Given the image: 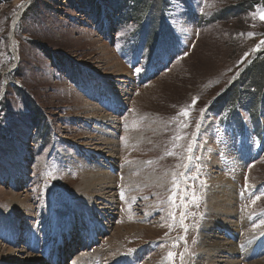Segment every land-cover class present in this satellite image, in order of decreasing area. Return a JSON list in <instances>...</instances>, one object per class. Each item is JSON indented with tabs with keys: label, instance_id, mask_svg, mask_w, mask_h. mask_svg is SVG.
I'll return each instance as SVG.
<instances>
[{
	"label": "rangeland",
	"instance_id": "obj_1",
	"mask_svg": "<svg viewBox=\"0 0 264 264\" xmlns=\"http://www.w3.org/2000/svg\"><path fill=\"white\" fill-rule=\"evenodd\" d=\"M262 12L0 0V264H264Z\"/></svg>",
	"mask_w": 264,
	"mask_h": 264
},
{
	"label": "bare ground",
	"instance_id": "obj_2",
	"mask_svg": "<svg viewBox=\"0 0 264 264\" xmlns=\"http://www.w3.org/2000/svg\"><path fill=\"white\" fill-rule=\"evenodd\" d=\"M96 176V175H95ZM93 177V176H92ZM103 178H107V176L106 175H101V176H97L96 178L94 177V178H92V180H90V181H86V182H88L87 184H88V186H87V184H86V186H87V188H91V187H93L94 185H95V182H99L101 179H103ZM225 183V184H224ZM222 186L221 187H219L220 189H218V190H220L219 191V193L217 194V196H216V199L214 200V202L212 201V205L211 206H209V207H211V209L209 210L210 211V214L209 215H213V216H215V219L217 218V220L219 221V222H221L222 220H223V217H225V216H227V215H229L230 214V216H236V213L234 214V211H232L231 210V206H230V204L232 203V199H234V196L231 194V191H232V184L230 183V181H224V182H222ZM98 185V184H97ZM215 190V189H214ZM233 192V191H232ZM217 193V192H216ZM210 204V203H209ZM222 210H224V213L222 214V216H221V214L219 213V211H222ZM226 214V215H225ZM225 215V216H224ZM211 217V216H210ZM209 222H210V219H209ZM208 222V223H209ZM232 222V220L229 222V223H231ZM233 223H237V222H234L233 221ZM207 226H211V228H213V227H218V226H220V225H217V223L216 224H214V223H209V224H207ZM213 226V227H212ZM223 227V226H222ZM208 228V227H207ZM232 228H234V227H232ZM69 230H67V232H68ZM61 233V232H60ZM60 235V234H59ZM226 235V234H225ZM210 246V245H209ZM214 247L216 246V245H213ZM63 250V249H62ZM217 250H220V251H222L223 252V248H219V249H217ZM228 250V253L229 254H231L230 256H232L233 255V253L229 250V249H227ZM216 252V251H215ZM211 255V253H208V255ZM207 255V256H208ZM210 255H209V257H210ZM72 258V257H71ZM226 264H236V261H233V260H229V261H226Z\"/></svg>",
	"mask_w": 264,
	"mask_h": 264
},
{
	"label": "snow or ice",
	"instance_id": "obj_3",
	"mask_svg": "<svg viewBox=\"0 0 264 264\" xmlns=\"http://www.w3.org/2000/svg\"><path fill=\"white\" fill-rule=\"evenodd\" d=\"M258 15L260 16L261 19H264V12L262 13H258ZM264 43V42H262ZM183 115H188V113L185 111L182 113ZM122 197H123V194H122ZM257 199H259V197H257ZM262 224H264V221H261ZM170 256L172 255L171 253L169 254Z\"/></svg>",
	"mask_w": 264,
	"mask_h": 264
},
{
	"label": "trees",
	"instance_id": "obj_4",
	"mask_svg": "<svg viewBox=\"0 0 264 264\" xmlns=\"http://www.w3.org/2000/svg\"><path fill=\"white\" fill-rule=\"evenodd\" d=\"M25 12H26V10L24 11V13H25ZM24 13H23V14H24ZM35 110H36V109H35ZM36 111H37V110H36ZM229 116H232V115H231V114H229Z\"/></svg>",
	"mask_w": 264,
	"mask_h": 264
},
{
	"label": "water",
	"instance_id": "obj_5",
	"mask_svg": "<svg viewBox=\"0 0 264 264\" xmlns=\"http://www.w3.org/2000/svg\"><path fill=\"white\" fill-rule=\"evenodd\" d=\"M30 1H32V0H30ZM11 28H13V27H11Z\"/></svg>",
	"mask_w": 264,
	"mask_h": 264
}]
</instances>
